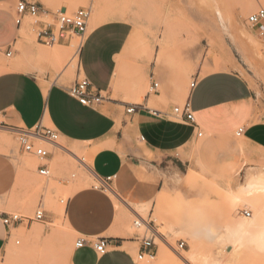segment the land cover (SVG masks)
I'll return each mask as SVG.
<instances>
[{"label": "rangeland", "instance_id": "rangeland-1", "mask_svg": "<svg viewBox=\"0 0 264 264\" xmlns=\"http://www.w3.org/2000/svg\"><path fill=\"white\" fill-rule=\"evenodd\" d=\"M35 1L53 14L41 20L52 23L53 16L57 13L67 11L68 14H73L79 9L91 8L86 37L92 30L93 16L100 19L101 25L112 21H125L131 25L132 33L123 55L118 58L113 99L136 103L138 96L148 94L152 82L150 77L145 80L142 77L143 69L146 68L156 80L160 75L166 76L171 85V92L178 97L186 95V99L191 83L198 76L227 70L238 72L250 83L256 92L259 110L264 115V36L261 35L264 25L252 27L247 22L249 15L255 13L259 7H264V0ZM34 21L31 18L26 19L25 28L21 33L22 40L16 49L22 53L25 45L37 46L40 49L39 58L34 59L37 74L42 78L47 75L51 82L58 81L71 87L77 79L78 68L76 71H69L70 61L62 63L52 58L50 51L62 45L45 47L37 44ZM240 31L252 36L258 46V56L254 57L249 42L246 40L244 42V39L239 37ZM74 40L81 43L79 38H73L72 41ZM47 52L51 56H47ZM26 62L24 53L20 57H7L0 52V74L16 70L27 64ZM157 82L159 88L154 95L164 93L163 85L159 80ZM185 101H174L173 105L182 106ZM18 136L17 131H0V140L2 138L8 140L7 143H1L5 146L0 145V152L8 153V149L15 150L20 176L17 190L12 195L7 211L34 218L39 206L42 205L46 214H50L53 219L50 222H46V219L44 222H34L33 229L38 227L42 232L48 228L57 237H48L42 247L32 251L25 250L21 254L18 249L23 246L26 237L23 232H14L6 258H0V264H16L17 261H25L27 258L32 264H68L69 250L71 245L72 248L75 247L77 239L69 237L65 221L66 205L62 204L61 200L67 201L80 188L102 187V182L95 180L91 170L81 165L77 158L73 159L69 152L59 149L57 143L44 144L51 155L48 161L41 162L36 157L22 152ZM58 143L67 150L74 151L79 158H84L91 168L92 152L80 150L62 138ZM180 157V161L176 160L173 164L160 163L158 168L166 173L178 170L186 180L185 189L181 185L170 184L164 177L154 176L150 173L148 165H141L136 168L138 177L154 186L152 197L147 200L130 199L123 201L124 203L117 201L120 212L128 218L132 235L154 237L156 257L139 261L136 255L138 263L143 264L148 260L156 262L162 251L167 252V256H170L168 258L171 259L165 264H264V250L247 248L240 255L234 256L237 250L231 244L220 242L221 237L217 233L219 230L223 231L222 229H215V237H205L202 240L198 249L199 260L196 263L183 260L179 255L177 257V253H181L187 258L192 252L193 245L190 244L187 230L195 217L197 218L196 210L200 208L206 214L209 213V217L216 219L219 226L224 224L226 220L224 212L228 205L225 190H238L237 188L244 185L251 176L256 175V172L257 174L263 172L264 175V156L236 134L211 138L204 134L183 151ZM31 161L32 168L27 164V168L22 165ZM42 164L48 165L51 177L45 178L38 173V167ZM107 192L113 196L109 189ZM113 198L115 199L114 196ZM144 204L148 206V212L144 209L145 212L142 213V210L137 209L139 205ZM245 207L242 206L237 211L238 218H247L245 212H250L253 216V210ZM154 217H158L160 224L156 225ZM143 219L153 230L157 228L162 230L160 235L164 243L157 239L154 231L143 228V225L140 228L135 226L136 222L139 220L143 222ZM17 242H20V245H17ZM182 243L183 248L180 247ZM173 248L176 252L175 250L173 252Z\"/></svg>", "mask_w": 264, "mask_h": 264}, {"label": "crops", "instance_id": "crops-1", "mask_svg": "<svg viewBox=\"0 0 264 264\" xmlns=\"http://www.w3.org/2000/svg\"><path fill=\"white\" fill-rule=\"evenodd\" d=\"M17 3L18 0H0V52L6 56L11 52L10 57L24 53L27 64L0 74V131H29L40 125L54 127L68 144L92 152V175L98 182L111 178L110 186L115 194L114 199L102 187L90 186L78 189L68 199L65 221L69 237L85 240L82 248L71 245L68 264H139L136 255L141 251L140 235L130 233L128 218L120 212L117 201L124 203L152 197L154 186L138 177L136 168L141 165H148L150 173L164 177L170 184H174V179H181L183 176L178 170L166 173L158 167L160 163L180 161V154L199 138L198 131H203L208 138L236 134L264 156V115L259 110L255 90L238 72L220 70L195 79L196 84L186 100L194 114L195 125L172 117L173 102L185 101L186 95H174L164 75L157 79L164 93L138 96L136 103L113 99L118 58L124 53L132 27L125 21H112L90 31L79 52L77 79L71 86L83 75L94 91L105 95L101 105L87 107L70 96L68 86L37 74L34 68V59L39 58L40 52L37 46L25 45L22 53L16 49L28 18L17 23ZM71 42L62 46L68 47ZM143 70L144 80L150 77L151 82H157L150 70ZM130 105L136 110L127 114ZM240 129L242 133L238 135ZM19 179L15 150L0 152L2 259L6 258L14 232H23L26 237L18 249L21 254L42 247L48 237H57L51 229L42 232L38 227L33 229V223L14 229L3 224ZM183 180L184 177L181 182ZM52 219L46 214V222ZM100 238L108 239L105 255H98L94 249V243ZM16 264L32 262L27 258Z\"/></svg>", "mask_w": 264, "mask_h": 264}, {"label": "built area", "instance_id": "built-area-1", "mask_svg": "<svg viewBox=\"0 0 264 264\" xmlns=\"http://www.w3.org/2000/svg\"><path fill=\"white\" fill-rule=\"evenodd\" d=\"M17 14L18 24H21V22L27 17L35 20L34 31L36 42L39 45L53 47L55 45H62L73 38H79L81 41H84L88 33V23L91 17V9L82 8L73 14H68L67 12L61 14L57 13L53 16L54 23H52L41 20L43 17L50 16V12L42 5L32 0H18ZM247 22L252 27L264 25V7H259L255 13L249 15ZM261 35L264 36V31H262ZM10 56L11 52H8L7 57ZM195 84L196 81L194 80L191 83V88H193ZM158 88L159 83L155 81L150 83L148 94L156 93ZM68 91L71 97L75 98L82 105L87 107H98L105 100V95L99 91H94L91 87V83L85 77H80L75 85L69 87ZM135 110L136 107L134 105H130L127 109V114H132L135 112ZM172 117L177 121L190 123L193 125L196 124L194 114L188 101H186L182 106H175L172 111ZM1 125L2 121L0 118V126ZM17 133L19 135L18 142L22 152L36 157L41 162L48 161L51 155L50 152L47 151L44 144L58 143L59 139L61 138V134L57 129L42 125L29 131L18 130ZM241 133L242 129H240L237 134L240 135ZM203 135V131H198L197 136L199 138L203 137ZM78 160L81 165H88L84 158L78 157ZM38 173L45 178L51 177V171L47 164L40 165L38 167ZM110 182L111 178L103 181L102 188L106 191L107 189L113 190L110 186ZM67 202L68 200H61L62 204L67 205ZM244 215L247 218L251 216L250 212H245ZM45 219L46 210L41 205L36 211L34 218L20 215L18 213H9L5 214L2 220L3 224L8 229H14L19 225H30L34 222H44ZM142 223L143 222L139 220L135 223V226L140 228ZM140 241L141 251L137 253V259L139 261H142L147 257L153 259L156 256V252L154 251L156 245L154 237H148L147 235H144L140 237ZM75 246L76 248L84 247L85 240H77ZM180 247L183 248L184 243H182ZM94 249L98 255H105L108 251V239L100 238L97 240V242L94 243Z\"/></svg>", "mask_w": 264, "mask_h": 264}, {"label": "bare ground", "instance_id": "bare-ground-1", "mask_svg": "<svg viewBox=\"0 0 264 264\" xmlns=\"http://www.w3.org/2000/svg\"><path fill=\"white\" fill-rule=\"evenodd\" d=\"M32 1L36 2L35 0H32ZM252 2H253V0H252ZM88 9H91V8H88ZM65 12H67V11H65ZM91 12H92V9H91ZM62 13H64V12H62ZM52 15L53 14L50 12V16H52ZM93 17L94 18L92 19V23H91L92 24V30L101 25L100 19L97 16H93ZM34 34H35V31H34ZM239 37L244 39V42H245V40L247 41V43L249 42V44L252 47V52H253L254 57L258 56V46L253 41L252 36L247 32H243V31L241 32L240 31ZM55 46H53V47H55ZM82 46H83V41H81V43H79L78 41L74 40L71 42L70 46H68V47H60V46L55 47L52 50V52L50 51V54H52V58H54L58 62L63 63V62L70 61L71 65L69 67L70 68L69 71H76L78 68V64H79L78 55H79V52H80ZM50 54H48V55H50ZM151 100H152V98H151ZM152 103H155V101L152 100ZM7 142H8V140H6L4 138H2L0 140V143H7ZM57 146L59 149L69 152L71 154V156L73 157V159H75V158L78 159V156L76 155V153L74 151L67 150L62 144H59V143H57ZM58 158H60V157H58ZM26 164L29 167L33 166L32 161L28 162V163L25 162L22 165H25L27 168L28 166ZM85 167L91 170V168L88 165H86ZM22 171H24V170H22ZM140 173L144 174V172H140ZM249 173H251V172H249ZM262 173L260 172L259 174H257V172H256V175L251 176L246 181V183L242 186L240 185L241 187L240 188L238 187L237 188L238 190H236V191H232V189H226L225 190V195L227 196V204L228 205H227V210H225V212L223 210V212L225 213L224 214L225 218H226L224 224L219 226V223L217 222L216 219L209 217V213L206 214L200 208L198 210H196L197 212L195 211L196 212L195 215L197 214V218L195 217V220L193 219L194 221L191 223L189 229L187 230V235H188V238L191 242L190 244L193 245L194 249L192 247V252L187 256V258H185L184 255L181 253H177V257L179 255V258L181 256V258L183 257V260L187 259L190 261V263H196L199 260V254H198L199 250L198 249H200V247H201L202 240L205 237L206 238L207 237H215L214 236L215 229L216 230L217 229L223 230V231L219 230L217 235H220V237H221V241H220L221 244H231V246L237 250V254H235L234 256L240 255L243 252V250L247 249V248H249V249L256 248L259 251H263L264 250V175ZM141 174L139 176H141ZM179 178H180V176H179ZM182 179H183V177L181 179H178V178L174 179V183H177V184L180 183V185L184 188V186L186 187V185H185L186 182H185V180H183L181 182ZM110 192L113 194V196H115L113 190H110ZM186 194H187V191H186ZM215 205H217V204H215ZM136 206H138V205H136ZM242 206L249 207L253 210V216H251V218H249V219L248 218H242V217L238 218L236 213H238L237 211H239V208H241ZM144 209L146 211L148 209V206L145 204L141 205V206L139 205L137 210H142V213H144L145 212V211L143 212ZM218 210L219 209H217V211ZM136 212H138V211H136ZM241 213H243V212H241ZM218 214H220V212ZM139 215H140V213H139ZM213 216H214V214H213ZM154 219L156 220V225L160 224V220L158 219V217H154ZM218 219H219V217H218ZM191 221H192V219H191ZM143 222H144V223H142L143 228L154 231L157 235V239L160 242L164 243V241L160 235L162 230L161 231L157 230L158 228L156 229L157 231L155 229L153 230L152 226H150V224L147 223L145 221V219H143ZM174 250L175 249L173 248V252H174ZM171 251H172V247H171ZM175 252H176V250H175ZM166 253L161 251L159 257L156 259V262H154V263L150 262L149 261L150 258L147 257L149 259L147 262L149 264H165L166 262H168V260H171L168 258L170 256H167ZM181 261H182V259H181ZM147 262H145L143 264H147Z\"/></svg>", "mask_w": 264, "mask_h": 264}]
</instances>
